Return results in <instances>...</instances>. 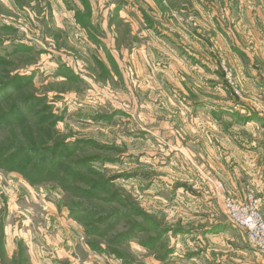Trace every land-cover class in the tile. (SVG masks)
<instances>
[{"label": "rangeland", "instance_id": "obj_1", "mask_svg": "<svg viewBox=\"0 0 264 264\" xmlns=\"http://www.w3.org/2000/svg\"><path fill=\"white\" fill-rule=\"evenodd\" d=\"M194 1L0 0V86L22 77L10 101L44 99L38 116L0 127V264L264 258L226 206L264 219V158L222 153L263 134L235 117L263 113L251 101L264 109V87L193 39L195 18L208 24ZM57 144L67 160L40 176L1 164ZM80 160L90 168L68 177Z\"/></svg>", "mask_w": 264, "mask_h": 264}, {"label": "crops", "instance_id": "obj_2", "mask_svg": "<svg viewBox=\"0 0 264 264\" xmlns=\"http://www.w3.org/2000/svg\"><path fill=\"white\" fill-rule=\"evenodd\" d=\"M194 3L201 8L207 7L204 12L200 8L196 9H198L197 13L199 15L201 14L206 18L208 24H203L195 18L194 25L196 28H194V31L196 34L193 35V39L203 43L204 38H209L206 39L208 42L207 47L211 49L214 55L233 59L240 73H243L251 81V83H248L249 86L264 87V0H195L192 2V6ZM200 28H203L207 34L201 33ZM257 87L253 88V90L260 89ZM246 90L249 91L248 87ZM258 93L264 94L262 89ZM251 96L252 94L249 95V98ZM251 102L261 109L263 113L244 116L241 114V116L237 115L235 119L247 122L245 127H248V124L260 125L264 131V109L262 103H258L255 100ZM240 137L242 141H240L239 146L242 151L227 145L225 147L226 150L222 153L226 154V151H228L227 155L233 157V160L231 158L232 161H236L238 155L241 158L245 155H247L245 158H256L262 155L264 158V132L255 138L249 134ZM226 159L228 158L226 157ZM220 162L224 164L223 168L228 165L225 159H221ZM228 179L231 180V178L226 177V181ZM240 181L237 187L232 186L229 189L232 195L236 192L234 189L239 188L242 190L241 186L244 180L241 179ZM237 191L242 196V191L238 189ZM254 253L255 255L249 250V252L242 254L244 258L237 260L234 248L232 257L227 255L220 259L217 255L212 260L201 259L198 263L202 264L201 262L208 261L207 264H237V262L240 264H264V258L260 257L256 252ZM252 257L257 261L251 262V260H248V258L252 259Z\"/></svg>", "mask_w": 264, "mask_h": 264}, {"label": "trees", "instance_id": "obj_3", "mask_svg": "<svg viewBox=\"0 0 264 264\" xmlns=\"http://www.w3.org/2000/svg\"><path fill=\"white\" fill-rule=\"evenodd\" d=\"M2 58V57H0ZM1 61V59H0ZM29 84V81L22 77L13 78L11 80H8L6 83L2 84L0 86V107L2 104H8V110L7 112H4L3 114H0V127H6L9 124H21L25 123L26 119L25 116H38L39 114V103H43V98L40 97H28V96H22L17 101H10L13 96L17 95L19 92L22 91V88L24 87V83ZM19 96V95H18ZM17 96V97H18ZM16 97V98H17ZM49 107L46 105V108ZM47 110V109H46ZM53 114L49 113L48 116L38 119L39 122H45V123H52L54 121ZM58 144L56 147H38V148H30L21 151L22 155L19 154H11V156H5L6 159H3L4 164L6 165L8 169H19L21 171L29 169V173H32V175H37L42 173V170L46 167H48L49 171H53V169L57 168L58 166H61L64 161L67 160L69 154L67 150L59 151L56 148H58ZM17 148V146H11L5 149V155H7V152L13 151V149ZM59 149V148H58ZM48 153V155H46ZM1 159V156H0ZM74 166L73 171L69 172L68 177L71 174L77 173L82 167L89 169V161L87 160H80L79 162H76L75 164H72ZM35 170V172H33ZM40 176V175H39ZM36 177V176H35ZM98 187V186H96ZM99 188H94L95 191L99 190ZM105 189V185L103 187ZM121 215V214H120Z\"/></svg>", "mask_w": 264, "mask_h": 264}, {"label": "built area", "instance_id": "obj_4", "mask_svg": "<svg viewBox=\"0 0 264 264\" xmlns=\"http://www.w3.org/2000/svg\"><path fill=\"white\" fill-rule=\"evenodd\" d=\"M226 206L232 222L246 231L255 248L264 252V219L262 214L249 205H236L230 200L227 201Z\"/></svg>", "mask_w": 264, "mask_h": 264}]
</instances>
